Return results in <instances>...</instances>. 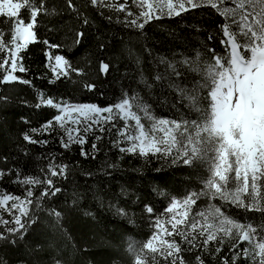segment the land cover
Returning <instances> with one entry per match:
<instances>
[{"label":"snow or ice","instance_id":"1","mask_svg":"<svg viewBox=\"0 0 264 264\" xmlns=\"http://www.w3.org/2000/svg\"><path fill=\"white\" fill-rule=\"evenodd\" d=\"M131 2L138 12L129 10V0L123 3L88 0L93 7L124 13L126 26L138 30L162 17H180L198 9H210L223 21L217 26L223 54H218L214 48L209 49L210 62H201L199 53L195 59L158 57L157 63L164 65L165 70L157 72L151 83L142 70L140 73L146 89L151 90L159 83L161 87L173 89L181 99L186 98L197 119H190L184 113L178 114L176 119L159 118L154 115L151 105L135 92H122L117 102L103 107L95 103H73L38 92L35 107L48 106L56 109L58 114L40 129L25 133L24 139L32 144L47 143L33 139V134L59 130L61 146L70 149L73 145L86 144L89 134L99 141L103 136L95 135L96 132H114L113 147L122 153L151 155L174 166L206 165L209 175L202 181L204 187L199 192L190 191L181 199L171 197L164 210L165 214H170L168 219L154 218L150 238L143 243L135 239L127 241L126 250L132 256L133 264H161V261L163 264H187L184 254L193 252L200 253L194 255L195 264H205L203 254L216 256L226 243L232 253L231 264H237L241 258L249 264H264V0ZM22 10L27 11V20L21 17ZM63 11L80 17L83 24L89 23L81 16L74 0H64V8L60 11L47 7V0H0V17L11 22L7 32L0 29V85L33 86L32 81L22 75L28 72L22 53L36 42L49 48H60L58 44L38 41L37 29L39 17L57 16ZM74 36V43L78 45L85 33L78 31ZM213 38L208 37L209 40ZM50 59L54 60L50 64L54 74L50 83L69 80L73 75H86L83 68L74 67L64 56ZM99 70L102 76H107L112 66L101 60ZM189 72L200 74L193 89L182 87L180 83L188 79ZM81 87L93 92L98 85L83 82ZM204 91L207 96L201 95ZM6 101L7 97L0 94V102ZM205 102L207 107H203ZM92 148L96 150L95 143ZM81 154L88 155L82 147ZM3 159L7 160V157ZM10 172L16 175L18 183L30 187L23 200L12 195L0 196V208L12 213L11 220L0 217V224L5 225L0 228V245H14L22 240L29 228L39 222L42 213L52 218L53 230L70 240L63 228V211L43 207L44 203L62 193L63 189L54 178L67 179L68 165L50 162L41 170V176L35 177H22L15 169H0V179L8 177ZM230 183L232 188H229ZM34 187L41 189L35 199ZM201 197L219 200L222 204L209 203L207 208L194 211ZM9 201L13 203L9 205ZM229 206L245 213H260L261 221L255 225L247 220L242 223L227 214ZM144 211L150 215L154 212L150 205H145ZM117 212L127 215L122 208ZM85 214L92 215L90 212ZM244 242L249 246L242 249L240 245ZM0 264H5L2 258ZM54 264H62V261L56 259ZM222 264H229V258L223 257Z\"/></svg>","mask_w":264,"mask_h":264},{"label":"trees","instance_id":"2","mask_svg":"<svg viewBox=\"0 0 264 264\" xmlns=\"http://www.w3.org/2000/svg\"><path fill=\"white\" fill-rule=\"evenodd\" d=\"M74 3L81 16L88 19V24L67 11L38 18V41L58 44L60 48H49L36 42L22 53L24 66L28 69L22 75L30 79L33 86L0 85V94L7 97L6 102H0V169H15L22 177H35L41 176V170L50 162L68 165L67 179L54 178L63 189L62 193L43 207L63 211V228L71 239L53 230L52 218L42 213L39 222L29 228L22 240L14 245H0V258L5 264H54L56 259L62 264H133L132 256L126 250L127 241L146 242L154 231L151 227L154 218L168 219L170 214H165L164 210L170 198L180 199L190 191L199 192L203 188L202 181L208 176L204 164L174 166L163 158L122 153L113 147L114 132H96L95 135L103 136L99 141L89 134L86 144L73 145L70 149L61 146L59 130L33 134V139L47 143L32 144L24 139L25 133L40 129L58 114L56 109L48 106L35 107L38 92L73 103H95L102 107L117 102L122 92H135L151 105L154 115L159 118L176 119L178 114L184 113L190 119H197L187 99H181L173 89L161 87L159 83L151 90L146 89L141 83V70L151 83L157 72L165 70L164 65L157 63L158 57L195 59L199 53L201 62H210L209 49L223 54L217 34V26L223 21L210 9L194 10L180 17L165 16L138 30L125 24L108 28L101 8L93 7L88 0H74ZM47 7L60 11L64 8V0H47ZM21 17L27 20V11L22 10ZM10 26V21L0 17V29L7 32ZM78 31L84 32L85 36L77 45L74 33ZM209 36L214 38L209 40ZM57 55L64 56L74 67L83 68L86 75H73L69 80L50 83L54 79L50 67L54 60L50 57ZM101 60L112 66L107 76L100 74ZM199 80V73L189 72L188 79L180 83L182 87L193 89ZM83 82L96 83L98 88L89 92L81 87ZM201 95L207 96V91ZM203 107H207L206 102ZM93 143L96 150L92 148ZM81 147L88 155L81 154ZM5 157L7 160L3 159ZM28 187L18 183L11 172L0 179V195L23 200ZM40 190L32 188L33 199ZM74 200L77 203L74 204ZM208 202L222 204L204 197L197 202L198 208L194 211L203 209ZM145 205L152 206V215L144 211ZM121 208L127 215L118 214L117 209ZM89 212L92 215L85 214ZM227 214L242 223L247 220L255 225L261 221L260 213H245L233 206L228 207ZM0 217L11 220L12 213L4 210ZM3 227L5 225L0 224V228ZM248 246L247 242L240 245L242 249ZM184 255L187 264H195L194 255L200 253ZM231 256L226 243L218 255L205 253L202 258L205 264H222V258L228 257L231 264ZM237 264H249V261L241 258Z\"/></svg>","mask_w":264,"mask_h":264},{"label":"rangeland","instance_id":"3","mask_svg":"<svg viewBox=\"0 0 264 264\" xmlns=\"http://www.w3.org/2000/svg\"><path fill=\"white\" fill-rule=\"evenodd\" d=\"M118 2L123 3L124 0H118ZM128 7H129V10H131L134 13L139 11V9L135 5L132 4L131 0H129ZM101 10H102V16H103L108 28L114 26L115 24H125V22H124V15L125 14L124 13H118L117 14V13L112 12L111 10L102 9V8H101ZM109 16H111V19H109ZM146 127H147V123H146ZM203 187H204V185H203ZM232 187H233V185L230 183L229 188H232ZM0 196H3V195H0ZM201 198H204V197H201ZM9 202L13 203V201H9ZM208 204H209V202L203 207V209L207 208ZM4 210H5L4 208H0V212H2Z\"/></svg>","mask_w":264,"mask_h":264}]
</instances>
